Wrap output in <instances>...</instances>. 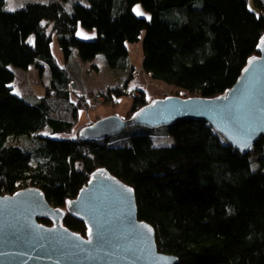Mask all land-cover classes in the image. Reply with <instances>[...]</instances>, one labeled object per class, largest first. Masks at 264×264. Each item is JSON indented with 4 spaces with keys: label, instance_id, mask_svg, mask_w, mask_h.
Listing matches in <instances>:
<instances>
[{
    "label": "trees",
    "instance_id": "16d2710c",
    "mask_svg": "<svg viewBox=\"0 0 264 264\" xmlns=\"http://www.w3.org/2000/svg\"><path fill=\"white\" fill-rule=\"evenodd\" d=\"M68 1L28 0L9 11L0 0V195L38 187L54 207L66 209L90 175L105 167L134 188L139 219L154 227L159 251L177 256L179 264H264V137L243 154L207 122L184 120L167 127L172 146H156L151 132L124 146L110 145L111 138L81 140L83 113L95 103L71 87L48 33L52 24L66 59L76 49L83 61L103 55L111 69L126 70L130 50L145 32L146 73L187 94L182 97L212 98L233 87L258 54L264 0H73L67 9ZM136 4L152 19L136 15ZM79 28L95 31V38H81ZM32 35L34 45L28 43ZM43 64L51 84L28 102L11 86L13 68L36 65L42 76ZM128 84L90 94L116 105ZM132 93L126 118L151 101L143 89ZM21 137L35 147L17 144ZM253 158L261 162L259 170H253ZM64 224L86 235L75 217L67 215Z\"/></svg>",
    "mask_w": 264,
    "mask_h": 264
},
{
    "label": "water",
    "instance_id": "95a60500",
    "mask_svg": "<svg viewBox=\"0 0 264 264\" xmlns=\"http://www.w3.org/2000/svg\"><path fill=\"white\" fill-rule=\"evenodd\" d=\"M262 40L264 35L257 47L258 54L249 58L235 85L223 94L212 98H156L130 118L113 114L84 126L79 138L102 141L131 126L156 129L194 120L207 122L227 143L248 154L257 140L264 137ZM67 215L86 225V235L64 224ZM43 218L52 224L42 223ZM179 262L177 256L159 251L154 227L139 219L134 188L105 167L90 175L77 197L67 202L66 209L54 207L38 187L0 195V264Z\"/></svg>",
    "mask_w": 264,
    "mask_h": 264
},
{
    "label": "rangeland",
    "instance_id": "374dc122",
    "mask_svg": "<svg viewBox=\"0 0 264 264\" xmlns=\"http://www.w3.org/2000/svg\"><path fill=\"white\" fill-rule=\"evenodd\" d=\"M37 1H47V0H37ZM12 2H13V6L16 8V10H18V9L22 8L25 5V3L28 2V0H12ZM73 3H74L73 0L66 2V8L71 9ZM137 6H139V9L145 14L143 16L138 15L139 17L146 18L147 20L152 19L151 13L146 11L142 4H136L133 7V9L136 8ZM8 7H9V0H6V8L8 9ZM251 8H252V4H251ZM182 14L184 15V13H182ZM148 17H151V19H148ZM166 17L168 19H171L169 17V14H167ZM183 20H186V18H182V17L179 18V21H183ZM48 33L52 35L51 47H52V54L56 60V63L62 69H66L70 73V76H72V82L73 83L71 84V87L74 89V91H76L78 93L84 92V91L78 90V88L75 86V84L76 85L81 84L82 86H84L85 90H93L96 92H100L103 88L114 89V88L120 87V83L118 82L119 76H120V73L122 74V72H123L125 74V72L123 70H120V69L119 70L111 69L108 66L106 58L103 55H100L94 61L86 62L80 58L78 51L75 49V50H73L74 52L70 56V58L66 59L65 55L63 53V50H62L61 46L59 45L57 35L53 31L52 24H50L48 26ZM31 38L34 39V42H35V35H32ZM144 38H145V32L142 33L140 41L137 42L134 46H132L133 48H131L132 54H133V57L131 55V60L133 62H134L133 59L135 58L134 55L136 56V54L134 52V48H135L136 52H137V49H139L143 52ZM56 44L58 45L59 50L61 52L60 57L59 56L57 57V55L55 53ZM43 65L45 67L43 75L40 76V74H38L36 76V80H37L36 97H35L36 92H35V88H34L35 86L31 85L30 81H28L24 77H21L20 79L18 78V80L16 79L15 84H17V85L22 84L25 87L27 94H22V96L26 97V100L28 102H31V103L35 102L37 98L45 95L47 88L51 84V82H50V80L52 78L51 70L46 64H43ZM94 65L97 66L98 69H95ZM35 67H36V65L32 66V68H35ZM115 71H117V72H115ZM131 71H132L131 69L129 71L127 70V72H126L127 75L125 74L126 78L131 76ZM17 85L14 88L15 92H18ZM39 87L42 89H39ZM105 91H107V90H105ZM85 93H90V92H85ZM28 95H30L31 97ZM168 95H178V96L180 95L181 97L187 96V94L185 92H182L181 90L180 91L176 90L171 85L161 84L160 86L157 87V89L155 91H153V93L150 94V98H151V100H153V99L162 98V97H165ZM121 98H128L130 100L131 104L128 107H126L127 110H129L133 106V93H130V94L128 93L127 95L122 96ZM103 102H104V100L101 101L100 104H103ZM95 104H99V103H95ZM103 105H109V104L104 103ZM96 107L97 106H93L88 111L86 110L87 118L84 121V124L88 125V124H91V123L97 121L100 118H104L106 116H109V115H106V116H103V117L96 119V114L92 113L93 109H96ZM112 108L116 109L115 110L116 112L114 113V115H118L120 117L126 118L125 117L126 116V110L124 111V109L122 108V104L120 106L114 105V107H112ZM167 127L168 126H163V127L156 128V129H149V128H146L143 126H131V127L126 128L121 133L111 137L110 145H112V146H124L130 142V139L132 136H134L136 134L150 133L151 132L153 142L156 146H172L175 144V140L171 136V134L169 133V130ZM43 133H49V130L46 129L45 132H43ZM16 143L22 147L26 146L28 149H33L36 145L34 140L29 138V137H21V138H19V140ZM251 162H252L251 164H252L253 170L256 171V170H259L261 168V162L258 159L253 158Z\"/></svg>",
    "mask_w": 264,
    "mask_h": 264
},
{
    "label": "crops",
    "instance_id": "0c3cea01",
    "mask_svg": "<svg viewBox=\"0 0 264 264\" xmlns=\"http://www.w3.org/2000/svg\"><path fill=\"white\" fill-rule=\"evenodd\" d=\"M80 32H83L84 34L89 36L90 37L89 39H94L96 36L95 31H86L83 28H79L78 33H80ZM80 37L83 38L82 36H80ZM134 52L136 54V56L134 55V57H135L133 59L134 62L131 60V55L133 57L132 49H131L129 59H128V62H129L128 68L126 70H123L125 72V74L127 75V73H126L127 70L129 71L131 69L132 70L131 76L126 78V75L122 72V74L120 73L118 82L120 83V87L124 86L127 82H129V84H128L129 86L127 89V93H129V94L136 91L137 89H144L146 91L147 95H149V97H150V94L153 93V91H155L158 86H160L161 84H164V83L155 80L150 74L145 72V70L143 69V61H144L143 52L139 49H137V52H136L135 48H134ZM55 53H56L57 57L58 56L60 57L61 52H60L57 44L55 47ZM113 70H119V69H113ZM13 71L15 72L16 78H15V81L12 83L11 86L13 88H15L17 85V84H15L16 79L18 80V78L20 79L21 77H24L28 81H30L31 85L35 86L34 88H35V92H36L35 93V97H36V94H37L36 76L39 74L37 67H35V68L30 67L28 70L13 68ZM115 72H117V71H115ZM51 81H52V78H51L50 82ZM75 86L78 88V90L84 91L83 93L94 92L93 90H85L84 86H82L81 84H77V85L75 84ZM17 87H18V92H16V93H19V95L27 94L26 89L22 84L17 85ZM39 89H42V88L39 87ZM105 90L109 91L110 88H103L100 92H106ZM28 96H30V95H28ZM121 104H122V108L124 109V111L126 110V115H127L128 110L126 107H128L131 104L130 100L128 98H118L116 105L120 106ZM93 106H97L96 109H93V111H92L93 114H96V119L103 117V116H106V115H111V114L113 115L116 112L115 111L116 109L112 108V107H114V105H103V104L99 103V104H95ZM86 118H87L86 112H84L83 116H82L83 122L86 120Z\"/></svg>",
    "mask_w": 264,
    "mask_h": 264
},
{
    "label": "snow or ice",
    "instance_id": "6c2138e0",
    "mask_svg": "<svg viewBox=\"0 0 264 264\" xmlns=\"http://www.w3.org/2000/svg\"><path fill=\"white\" fill-rule=\"evenodd\" d=\"M8 10L9 11H15L16 8L13 6V2L12 0H9V7H8ZM133 11L137 14V15H140V16H143L145 15L140 9H139V6H137L136 8L133 9ZM148 19H151V17H148ZM78 35L82 36L84 39H89L90 37L87 36L86 34H84L83 32H80V33H77ZM28 43L29 44H33L34 45V39L30 38L28 40ZM261 44L262 46H264V40L261 41ZM19 94V93H17ZM44 135H48V133H44ZM245 146H249V145H245ZM128 192H131L132 190L131 189H127ZM71 203V202H69ZM151 231V229H149V232ZM89 234H91V230H89ZM88 243H91V241H88Z\"/></svg>",
    "mask_w": 264,
    "mask_h": 264
},
{
    "label": "built area",
    "instance_id": "2783aa9c",
    "mask_svg": "<svg viewBox=\"0 0 264 264\" xmlns=\"http://www.w3.org/2000/svg\"><path fill=\"white\" fill-rule=\"evenodd\" d=\"M83 98L93 103H100L101 101L104 100V97L101 95V93H95L93 95L90 93H84ZM22 189H26L25 186L21 187L19 190H22Z\"/></svg>",
    "mask_w": 264,
    "mask_h": 264
}]
</instances>
